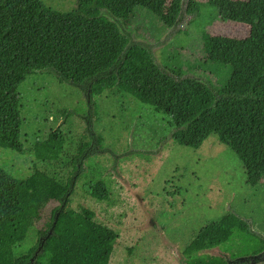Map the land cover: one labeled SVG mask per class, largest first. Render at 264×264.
Instances as JSON below:
<instances>
[{"label": "trees", "instance_id": "obj_1", "mask_svg": "<svg viewBox=\"0 0 264 264\" xmlns=\"http://www.w3.org/2000/svg\"><path fill=\"white\" fill-rule=\"evenodd\" d=\"M181 4L182 0H76L74 10L61 12L42 0H0V148L25 153L19 88L27 77L38 72L53 75L88 95L93 107L96 98L124 81L157 102L186 100L202 106L212 121V136L242 162L247 184L264 185V0H223L224 7L217 5L219 14L238 17L254 34L237 39L204 33V55L187 62L193 77L173 76L148 49L130 46L139 6L173 28ZM106 73L110 74L105 77ZM182 134L177 130L172 137L179 141ZM66 141L60 129L52 131L35 142V158L58 161ZM94 141L81 146L65 185L38 169L17 179L0 168V264H11L16 235L37 218L46 201L59 202L50 226L18 263L109 264L118 232L97 222L90 209L68 208L78 182L95 201L113 202L118 185L114 174L88 162L102 138ZM203 232L204 240L213 239L214 247L230 253L231 264H252L238 258L264 252V240L231 213ZM199 248L186 253L184 264H228L224 257L200 255Z\"/></svg>", "mask_w": 264, "mask_h": 264}, {"label": "rangeland", "instance_id": "obj_2", "mask_svg": "<svg viewBox=\"0 0 264 264\" xmlns=\"http://www.w3.org/2000/svg\"><path fill=\"white\" fill-rule=\"evenodd\" d=\"M42 1L61 12L76 8V0ZM217 5L224 7L223 0H182L174 28L139 6L130 37L148 48L167 73L193 77L187 62L204 55V33L237 39L254 34L238 17L219 14ZM19 92L25 153L0 148V168L13 177L26 179L38 169L65 185L81 146L102 138L88 162L114 174L118 185L112 205L92 199L78 182L68 208L90 209L97 222L118 232L109 264H184L186 253L197 247L200 255L223 253L230 259L229 252L212 245L215 240L203 239V230L228 213L264 236V185L247 184L242 162L212 136L213 124L202 106L186 100L157 102L122 81L96 98L93 107L78 88L42 72L27 77ZM57 129L67 140L63 156L38 161L35 142ZM177 130L183 131L179 141L172 137ZM58 206L46 201L16 235L11 264H19L37 244ZM252 264H264V254Z\"/></svg>", "mask_w": 264, "mask_h": 264}, {"label": "water", "instance_id": "obj_3", "mask_svg": "<svg viewBox=\"0 0 264 264\" xmlns=\"http://www.w3.org/2000/svg\"><path fill=\"white\" fill-rule=\"evenodd\" d=\"M174 28V27H173ZM133 45H139V44H135L134 42H133V39H131V41H130V46H133ZM140 46H142V45H140ZM142 47H144V46H142ZM144 48H146V47H144ZM146 49H148V48H146ZM149 50V49H148ZM150 51V50H149ZM151 52V51H150ZM152 53V52H151ZM153 54V53H152ZM155 59V58H154ZM156 61V60H155ZM110 73H106L104 76L105 77H107L108 75H109ZM51 233H52V231H51ZM259 236L260 237H262L263 239H264V236L263 235H261V234H259ZM41 242H42V239H41ZM40 250H41V247H39V250H38V252H40ZM38 252H37V254H38ZM221 253V252H220ZM36 254V255H37ZM264 254V252L263 253H261V254H259V255H256V256H251V257H244V258H240L239 260H247V259H250V260H252V263H254L256 260H259V259H261V256ZM220 257H224L227 261H228V264H231L232 262L230 261V259L225 255V254H223V253H221L220 255H219ZM33 260V259H32Z\"/></svg>", "mask_w": 264, "mask_h": 264}]
</instances>
